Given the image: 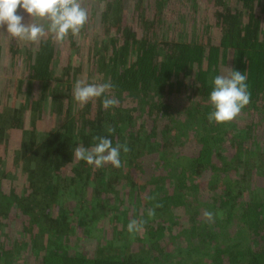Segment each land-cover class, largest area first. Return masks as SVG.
<instances>
[{
  "label": "trees",
  "instance_id": "1",
  "mask_svg": "<svg viewBox=\"0 0 264 264\" xmlns=\"http://www.w3.org/2000/svg\"><path fill=\"white\" fill-rule=\"evenodd\" d=\"M82 6L87 23L62 43L0 29V264H264V0ZM229 67L250 103L210 122ZM78 80L111 81L118 105L79 106ZM97 136L127 143L121 168L75 157ZM133 219L145 223L130 234Z\"/></svg>",
  "mask_w": 264,
  "mask_h": 264
},
{
  "label": "clouds",
  "instance_id": "2",
  "mask_svg": "<svg viewBox=\"0 0 264 264\" xmlns=\"http://www.w3.org/2000/svg\"><path fill=\"white\" fill-rule=\"evenodd\" d=\"M18 9H23L30 21L34 22L25 23ZM87 20L88 13L82 6V0H0V29L6 27V32L19 41L36 43L50 34L53 41L62 43L69 35L78 36ZM230 69L226 74L213 78L210 102L214 110L208 115L210 122H231L250 103L251 93L245 72ZM112 87L111 81L87 83L78 80L74 84L73 98L80 106H84L104 96L103 106L108 109L119 103L117 99L109 98ZM106 93L109 95L106 96ZM114 131V128H108L109 133ZM94 140L98 143L91 148L78 145L74 150L75 157L95 168L105 164L121 168V150L124 153L130 151L127 143L113 146L109 138L100 136L94 137ZM148 214L152 216L154 212L150 210ZM204 216L209 222L214 219L212 212H205ZM144 223L142 220H131L127 226L128 232H140Z\"/></svg>",
  "mask_w": 264,
  "mask_h": 264
},
{
  "label": "rangeland",
  "instance_id": "3",
  "mask_svg": "<svg viewBox=\"0 0 264 264\" xmlns=\"http://www.w3.org/2000/svg\"><path fill=\"white\" fill-rule=\"evenodd\" d=\"M86 5V3H84ZM88 7V5H86ZM89 10L88 12L90 13V15H92V20H97L99 17V12L94 13L93 11H96L98 8V5L93 1L91 3V5H89ZM87 7L85 9H87ZM96 8V9H95ZM87 12V13H88ZM93 26V23L90 25ZM8 55L5 53V50L3 51L2 57L0 58V76H4V75H10L11 74V70H10V62L11 59H6ZM79 62H81L79 60ZM80 106V105H79ZM82 107V106H81ZM92 112V115L94 114L92 109L87 110L86 115H90ZM13 139L11 141V145H19L20 144V132L18 131H14L13 133ZM258 185H263V182L261 180L258 181ZM261 227L264 229V223H261Z\"/></svg>",
  "mask_w": 264,
  "mask_h": 264
}]
</instances>
